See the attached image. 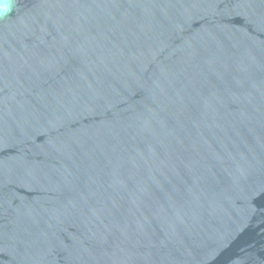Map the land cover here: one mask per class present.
I'll list each match as a JSON object with an SVG mask.
<instances>
[{"label":"water","instance_id":"95a60500","mask_svg":"<svg viewBox=\"0 0 264 264\" xmlns=\"http://www.w3.org/2000/svg\"><path fill=\"white\" fill-rule=\"evenodd\" d=\"M0 264H264V0H15Z\"/></svg>","mask_w":264,"mask_h":264},{"label":"clouds","instance_id":"9594fccd","mask_svg":"<svg viewBox=\"0 0 264 264\" xmlns=\"http://www.w3.org/2000/svg\"><path fill=\"white\" fill-rule=\"evenodd\" d=\"M15 0H0V19L9 16L13 12Z\"/></svg>","mask_w":264,"mask_h":264}]
</instances>
